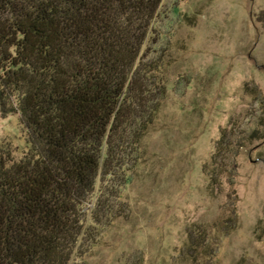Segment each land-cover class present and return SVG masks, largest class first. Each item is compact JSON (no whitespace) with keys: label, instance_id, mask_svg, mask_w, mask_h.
<instances>
[{"label":"rangeland","instance_id":"rangeland-1","mask_svg":"<svg viewBox=\"0 0 264 264\" xmlns=\"http://www.w3.org/2000/svg\"><path fill=\"white\" fill-rule=\"evenodd\" d=\"M141 57L156 111L138 119L123 183L110 177L122 213L75 263L196 264L187 236L206 230L208 264H264V0H161ZM239 133L232 159L219 146ZM26 147L18 113L0 111V151ZM231 211L222 234L212 224Z\"/></svg>","mask_w":264,"mask_h":264},{"label":"trees","instance_id":"trees-1","mask_svg":"<svg viewBox=\"0 0 264 264\" xmlns=\"http://www.w3.org/2000/svg\"><path fill=\"white\" fill-rule=\"evenodd\" d=\"M160 1L0 0V111L18 113L27 143L18 157L0 151V264H76L122 213L110 177L121 183L156 111L141 48ZM243 139L219 147L234 159ZM236 224L231 211L212 226ZM213 251L206 230L188 234L191 262Z\"/></svg>","mask_w":264,"mask_h":264}]
</instances>
